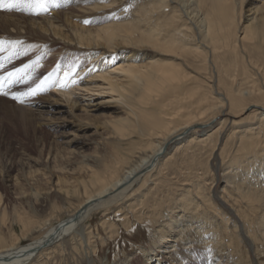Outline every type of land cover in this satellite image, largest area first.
Returning a JSON list of instances; mask_svg holds the SVG:
<instances>
[{"label":"bare ground","instance_id":"obj_1","mask_svg":"<svg viewBox=\"0 0 264 264\" xmlns=\"http://www.w3.org/2000/svg\"><path fill=\"white\" fill-rule=\"evenodd\" d=\"M46 7L0 9V40H19L33 53L21 63L0 53V69L39 58L33 79L14 92L48 77L44 63L58 65L63 80L62 46L93 63L76 68L61 90L54 84L61 96L40 92L22 104L0 95V113L39 146L20 144L26 160L35 152L36 165L44 157L53 164L28 178H57L48 189L22 185L19 200L0 184V264H104L100 248L139 226L150 236L136 245L138 257L124 251L113 264H264V0H47ZM47 128L63 131L55 143L67 130L78 138L93 129L97 146L85 154L79 149L89 140H72L44 151ZM13 148L0 137V159L13 161ZM98 211L101 233L87 224Z\"/></svg>","mask_w":264,"mask_h":264},{"label":"rangeland","instance_id":"obj_2","mask_svg":"<svg viewBox=\"0 0 264 264\" xmlns=\"http://www.w3.org/2000/svg\"><path fill=\"white\" fill-rule=\"evenodd\" d=\"M63 48H64V46L59 48V51L57 50V52H56L58 55L63 56V61L68 62L69 64H75V66H76V68L78 70L79 69L80 70L81 69H85L88 66H89L88 68L91 67L93 61H90V59L89 60L88 59L80 60V58H76V57L72 58L71 56H67L66 52H64V50H62ZM29 53L30 52L26 51V55L23 56L24 60L22 59L23 62L25 61V59H28L26 61H29L30 59H33V55H32L33 53L31 52L30 55H29ZM48 57L49 56H47V58ZM73 59H74V61H73ZM76 60H79V62L77 63ZM17 62L21 63L20 60L17 61ZM117 62H119V61H117ZM117 62H115L114 64H117ZM48 64L49 63H44L45 66H43V68L47 71V74H46L47 76H49L50 73H54L51 76V79H50V80H52L56 76V74H55L56 65L55 64L48 65ZM57 68H58V65H57ZM36 76L37 75L34 76L36 79H41V78L36 77ZM43 76H45V75H43ZM75 79H77V78L75 77ZM49 83H48V86H46V88L48 90V93L46 92L44 95H46V97H49L48 95L53 94V93H57L58 96H61L57 91H54V89L50 90ZM31 86H32V84H31ZM61 88H62V86L60 84L59 87H56V90L57 89L61 90ZM101 97L105 98L104 99L105 102H107V100L109 101V96L108 95H102ZM101 97L96 95L95 99H102ZM93 99L94 98H92V97H90V98L87 97L85 100H93ZM97 102H99V101H97ZM93 114L97 115L95 113H93ZM72 120L73 119L70 118L68 120V122L69 123L71 122L72 125H73L74 121H72ZM58 121H60V122H56V123L60 124L61 120H58ZM24 131H25L24 128H22V125H20L19 122L16 119H9L3 114V112L0 113V137H1V140H3V142L8 144V146H13L14 147L13 149H11V154L14 155L13 156L14 157L13 161H8V159L4 158V157H2L3 159H0V162H1V160H3V163L0 164V172L3 169V174H0V184L4 185L8 189V191L10 192L11 197L14 200L15 199L19 200L20 199V196H18L17 193L19 192L20 187L22 185H23L24 189H26V190H28L29 188L34 190V189L39 188V187H42L43 189H48V188L52 187L51 183H55L56 180H57V178L53 177L52 175L49 176V178H50V179H48L49 181L47 179L45 180L41 175H40V178H36L34 181H31L28 178L27 173L30 170H35L36 168H41V169H47L48 171H52L53 164L48 163L46 161L47 160L46 157L43 156L44 159L39 162V165H36L34 161L37 160V154L38 153H35V152H29L30 153L29 155H31L30 157H32L34 161L26 160L27 159L26 158V153L24 154V151L20 148V144L21 143L26 144V142H28V145H29V147L31 149H33L31 147V145L35 146L36 149L39 148V146H37V143L35 141H33L34 139H29L28 141H26L25 140V132ZM47 131H48L49 134L47 132H45L46 133L45 136L48 138V140H47L48 141V146H47V144L44 143V151H49L51 149V151L53 152V149L57 148V145L61 144V143H63V145H60V147L66 148L67 147L66 144L71 142L72 140L73 141L79 140V141H82V142H85L86 140H89L88 142H89L90 145L88 144L87 148H84V149L80 148L79 149V152H81V153L82 152H84V153L86 152L85 154H92L94 149H95V147L97 146L96 145L97 144L96 143L97 142V136L94 133L93 129L90 130L87 133H81L80 132L78 134V138H75L77 135L74 136L73 133L69 135V131L70 130H67L65 132V134H68L67 136L60 137V140L56 139L57 141H59L58 143L57 142L55 143V141H53V139L57 138L58 135H61L63 133V131L62 132L59 131L58 135L56 133H52L50 128H47ZM39 137H38L39 138L38 141L41 142V140H43L44 136L39 134ZM41 145H40V149L43 148V146H41ZM51 145H53V146H51ZM4 151H5V148H4L3 152ZM217 166H219V163H217ZM8 169L10 170L9 171L10 172V176L9 177L6 176V174H5V171H7ZM16 176L20 177L19 183H16L17 182L16 178H15ZM44 207H45V209H47V205H45ZM115 209L113 208V210H115ZM46 211L47 212L44 213V214H48L49 213L48 212L49 210H46ZM43 212H45V210ZM103 216H104V212L103 211H98V212L93 213L92 216L89 217V221L90 220L91 221L87 223L88 226L91 224L95 229L99 228L100 229V233H101L102 230H103L102 227H101ZM58 223L59 222L57 221V223L55 222L54 225L57 226ZM118 223L121 224L120 221H118ZM16 233L18 235H21V231L17 227H16ZM96 234H97V230H96ZM148 234H149L148 230L144 226H139V227H137V229L136 228L135 229H131L129 232H127L125 230H121L120 235H123V237H121L120 240H118L116 243L115 242H111L108 245H106L104 248H100L101 263L113 264L116 261L117 255L118 256L122 255V257H123V252L124 251H126V252L130 251V252H128L130 254H133V252H134L135 257H138V255L140 253H136V250H137V248H136L137 246L136 245L137 244L138 245L145 244L149 240V236L150 235H148ZM4 238L7 241H10V239H11V233L8 230H6V229H5V232H4ZM29 242L30 241H26V242L23 243V245L28 244ZM134 248H135V250H134ZM200 248H201V246H198V249H200ZM217 255L219 257V254H217ZM185 264H188V262L186 261ZM198 264H203V263H198Z\"/></svg>","mask_w":264,"mask_h":264},{"label":"snow or ice","instance_id":"obj_3","mask_svg":"<svg viewBox=\"0 0 264 264\" xmlns=\"http://www.w3.org/2000/svg\"><path fill=\"white\" fill-rule=\"evenodd\" d=\"M47 0H0V9L7 11H21V12H33L37 14L47 11ZM88 23V21H85ZM5 43L9 45L8 48H5ZM22 42L19 40L14 41H2L0 40V53L7 52L6 59L11 61L15 57L25 55L26 52L21 48ZM3 57H0V67H3ZM39 63V58L36 61H31L29 63L23 64L19 68H15L13 71L8 72L5 76H0V95H9L11 94L12 99L19 101L20 103L25 102V98L34 97L38 93L46 90L49 80L54 73H50L48 77H45L44 80L35 83V86L29 87L26 91L23 92H13L9 93L4 90V85L8 84L9 86L14 84H27L33 79V68L34 65ZM77 75L76 66L74 64H69L68 67L63 72L64 79L60 81L61 86L63 87L73 76Z\"/></svg>","mask_w":264,"mask_h":264}]
</instances>
